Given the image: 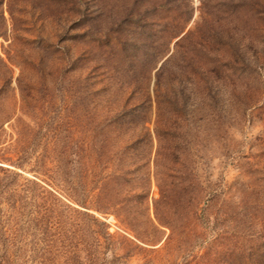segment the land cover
Listing matches in <instances>:
<instances>
[{
	"label": "rangeland",
	"instance_id": "374dc122",
	"mask_svg": "<svg viewBox=\"0 0 264 264\" xmlns=\"http://www.w3.org/2000/svg\"><path fill=\"white\" fill-rule=\"evenodd\" d=\"M170 3L212 52L170 60L157 98L182 36L156 70L134 51ZM252 263L264 0H0V264Z\"/></svg>",
	"mask_w": 264,
	"mask_h": 264
},
{
	"label": "trees",
	"instance_id": "16d2710c",
	"mask_svg": "<svg viewBox=\"0 0 264 264\" xmlns=\"http://www.w3.org/2000/svg\"><path fill=\"white\" fill-rule=\"evenodd\" d=\"M173 8L165 9L164 11H154V18L152 27L149 26L148 29L145 27L143 23L142 15H138L141 18L140 24V32L139 34L142 37V41H140V45L137 46V51L135 52L134 59L141 62L143 59H148L152 62L151 70H156L158 64L168 55L171 51V45L174 40L180 38L182 34L185 32L187 25L189 24V20L191 19L192 12L188 14L186 12H182L180 9L175 8V3H170ZM161 7H165V5L161 4ZM158 8L159 5H157ZM169 7V6H167ZM127 11V10H126ZM143 11H141L142 13ZM125 15L128 17L132 15L131 12H125ZM147 37V39H146ZM145 39V40H144ZM213 37L210 32H204L202 29L197 31H189L185 35H183L178 41L174 43L173 50L174 52L163 62L162 66L159 68L156 74V88L154 90L157 98L160 96V92L162 89V80L164 72H166V65L167 63L176 58H182L188 63L193 61L196 56L200 55L201 53L206 57L211 54L212 51H209L205 48L206 42L205 41H212ZM121 49L125 52L128 51L127 44L121 43ZM161 97V96H160ZM179 97H181L179 95ZM144 100H150V98H144ZM160 104V102H158ZM160 109V106H159ZM122 115L125 118H129V122L133 125H137L139 121L142 119V115L140 109L136 110L133 108L132 111L128 112L127 109L123 112ZM146 121L143 120V123L140 122V127L143 129ZM131 125V126H132ZM180 148L178 149V153H180ZM177 163H180L181 156L178 155ZM253 264V263H252Z\"/></svg>",
	"mask_w": 264,
	"mask_h": 264
}]
</instances>
